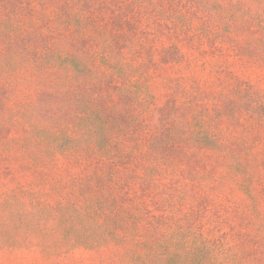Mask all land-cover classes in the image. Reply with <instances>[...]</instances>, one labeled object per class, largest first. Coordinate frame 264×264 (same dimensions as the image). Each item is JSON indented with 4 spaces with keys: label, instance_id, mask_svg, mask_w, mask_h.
<instances>
[{
    "label": "rangeland",
    "instance_id": "rangeland-1",
    "mask_svg": "<svg viewBox=\"0 0 264 264\" xmlns=\"http://www.w3.org/2000/svg\"><path fill=\"white\" fill-rule=\"evenodd\" d=\"M168 1L162 0V13H173ZM177 2L178 10L190 11L189 0ZM36 6L39 10L46 7ZM19 15L25 22L32 21L22 11ZM142 16L125 10L119 20L107 12L97 24L106 38L121 42L119 51L124 63L138 69L152 62L147 72L156 106L164 107L168 101L177 100L172 91L175 84L165 88L166 79H184L179 83L194 98L195 115L208 110L212 130L220 129L226 136L240 139V162L254 182L249 196L238 186L248 185L246 176L239 173L234 180L225 176V159L209 151L183 148L173 153L177 169L173 177L157 178L150 187L140 185L139 179L125 184V208L134 214L138 207L136 217L141 219L140 224L131 227L138 228L139 233L167 236L200 233L230 248L240 264H264V59L242 52L250 41L263 40L262 34L248 26H243L240 33L238 26L235 44L215 47L206 37L197 36L195 30L181 34L158 26L156 15L148 22ZM37 22L39 26L28 30L30 51L22 45L9 47L0 40V264H143L133 262L125 247L94 245L103 232H123L104 226L103 218L95 223L84 219L83 208L96 201L100 188L98 184L96 188L87 187V176L111 173L112 168L96 160L78 162L61 156L46 169L34 168L33 162L12 143L6 146L12 140L20 144L27 140V130L18 127L26 121L48 129L56 123H68L53 106L64 99L59 80L75 76V72L58 61L52 62L57 72L53 76L37 72L60 43L48 24L39 19ZM194 25L200 27L201 22ZM64 33L66 37L71 35ZM97 36V31L90 28L87 37L74 43L79 63L93 76L100 74L95 57L101 50L94 41ZM131 44L136 45L134 55L125 49ZM172 47L180 51L191 69L185 70V64L162 63L171 57L163 50ZM86 85L80 87L82 97L97 98L103 92L98 85ZM111 86L119 87L120 83L113 79ZM178 99L181 101L182 95ZM57 136L64 137L63 133ZM42 149L60 153L51 143ZM250 152L259 160L256 168L247 156ZM126 166L133 168L134 164ZM137 172L141 176V170ZM101 224L105 229L99 227ZM74 243L80 246L72 247Z\"/></svg>",
    "mask_w": 264,
    "mask_h": 264
},
{
    "label": "trees",
    "instance_id": "trees-1",
    "mask_svg": "<svg viewBox=\"0 0 264 264\" xmlns=\"http://www.w3.org/2000/svg\"><path fill=\"white\" fill-rule=\"evenodd\" d=\"M189 2L192 7L186 13L177 9V0H169L173 13L166 14L160 11L162 0H0L1 41L8 43L9 47L22 45L26 51H30L28 42L31 34L28 30L39 26V19L50 26V32L59 37L60 43L46 56L41 70L35 71L53 76L57 72L52 62L58 61L61 66L68 65L75 72V76L59 80L64 99L53 106L68 123H56L48 129L40 123L26 121L18 127L27 130V140L23 144L12 140L6 146L12 143L15 149L24 153L25 159L33 162L34 168L46 169L53 165L58 156L78 162L96 160L112 168L111 173L95 172L87 176V187L96 188L98 184L100 188L96 192V201L83 208L84 219L94 222L103 218L104 226L123 233L103 232L94 245L125 247L133 262L143 264H240L230 248L200 233H171L170 236L164 233H139L138 228L131 227L141 222L136 217L139 208L135 207L134 214L131 209L125 208V184L139 179L142 182L140 185L150 187L159 180L157 178L173 177L177 170L173 153L183 148L209 151L225 159L228 171L225 176L233 180L239 173L246 176L248 185L238 186L250 196V184L254 182V177L247 175L241 165L240 139L226 136L220 129L212 130L208 110H203V115H195L192 109L194 98L179 83V80L184 81L182 78L165 80V88H172L175 84L172 91L177 100L168 101L164 107L156 106L147 72L152 62L145 67L142 64L138 69L124 63L119 51L121 42L119 44V41L106 38L105 32L97 24L107 12L120 20L125 16V10L135 11L142 17L146 16L147 22L156 15L158 26L173 28L181 34L195 30L197 36L206 37L215 47L235 44L233 37L238 34V26L240 33L243 26H248L261 33L263 40L250 41L242 52L264 59V0ZM36 5L46 7L39 10ZM20 11L28 14L32 21H23ZM195 22H201V26H195ZM90 28L97 31L98 36L94 41L101 46L95 55L100 67L98 76H93L91 71L82 67L74 49V43L87 37ZM64 32L71 33L70 37H66ZM135 47V44H131L125 49L134 55ZM163 51L171 53L170 59L162 60L163 64H185V70L191 69L190 63L185 59L183 61V55L176 48ZM61 71L63 73V69ZM113 79L120 83L119 87L111 86ZM85 84L89 87L100 86L102 94L97 98L93 95L82 97L80 87ZM179 94L182 95L181 101ZM181 117L182 120H179ZM179 126L182 128L174 131ZM57 133H63L64 137L58 138ZM186 134L188 136L184 137ZM47 143H51L60 153L44 151L42 147ZM235 148L240 150L235 151ZM29 149H33L34 153L29 154ZM248 155L252 167H258L257 156L253 157L252 152ZM131 163L134 164L133 168L126 166ZM138 169L142 172L141 176ZM103 225L99 227L104 228ZM76 244H72V247L80 246Z\"/></svg>",
    "mask_w": 264,
    "mask_h": 264
}]
</instances>
